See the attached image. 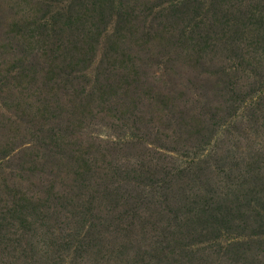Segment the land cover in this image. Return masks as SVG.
Instances as JSON below:
<instances>
[{
    "label": "rangeland",
    "instance_id": "rangeland-1",
    "mask_svg": "<svg viewBox=\"0 0 264 264\" xmlns=\"http://www.w3.org/2000/svg\"><path fill=\"white\" fill-rule=\"evenodd\" d=\"M0 264H264V0H0Z\"/></svg>",
    "mask_w": 264,
    "mask_h": 264
}]
</instances>
